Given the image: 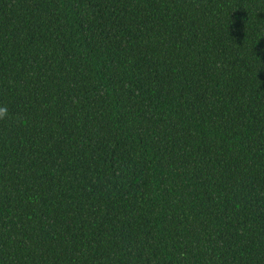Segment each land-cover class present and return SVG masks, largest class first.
<instances>
[{"label": "trees", "instance_id": "16d2710c", "mask_svg": "<svg viewBox=\"0 0 264 264\" xmlns=\"http://www.w3.org/2000/svg\"><path fill=\"white\" fill-rule=\"evenodd\" d=\"M0 264H264V0H0Z\"/></svg>", "mask_w": 264, "mask_h": 264}, {"label": "clouds", "instance_id": "9594fccd", "mask_svg": "<svg viewBox=\"0 0 264 264\" xmlns=\"http://www.w3.org/2000/svg\"><path fill=\"white\" fill-rule=\"evenodd\" d=\"M3 110H0V112H2Z\"/></svg>", "mask_w": 264, "mask_h": 264}]
</instances>
